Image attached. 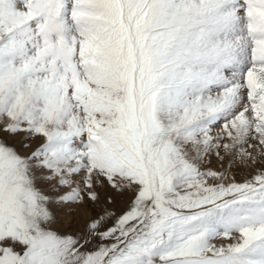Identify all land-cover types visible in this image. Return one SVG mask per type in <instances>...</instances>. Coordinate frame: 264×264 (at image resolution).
Segmentation results:
<instances>
[{"label":"snow or ice","instance_id":"snow-or-ice-1","mask_svg":"<svg viewBox=\"0 0 264 264\" xmlns=\"http://www.w3.org/2000/svg\"><path fill=\"white\" fill-rule=\"evenodd\" d=\"M0 264H264V0H0Z\"/></svg>","mask_w":264,"mask_h":264},{"label":"rangeland","instance_id":"rangeland-1","mask_svg":"<svg viewBox=\"0 0 264 264\" xmlns=\"http://www.w3.org/2000/svg\"><path fill=\"white\" fill-rule=\"evenodd\" d=\"M215 164V162H213ZM237 179H239V177H237ZM119 207V206H118Z\"/></svg>","mask_w":264,"mask_h":264}]
</instances>
